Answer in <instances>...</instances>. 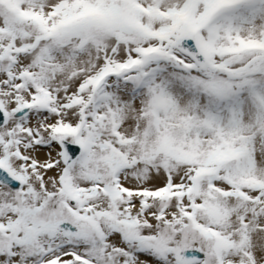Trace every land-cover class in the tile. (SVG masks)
Instances as JSON below:
<instances>
[{"label": "snow or ice", "instance_id": "snow-or-ice-1", "mask_svg": "<svg viewBox=\"0 0 264 264\" xmlns=\"http://www.w3.org/2000/svg\"><path fill=\"white\" fill-rule=\"evenodd\" d=\"M172 2L179 7L184 0ZM241 2L208 4L196 0L195 11L202 17L196 32L176 34L166 41H124L108 26L89 19L68 26L63 39L41 37L35 25L20 18L7 0H0V89L4 90L0 94V264H101L97 248L106 253L105 259L111 257L112 264H129L130 257L132 264H218L217 256L231 264H264V223L260 222L264 219V126L249 123L244 134L212 128L208 120L188 115L178 101L168 98L169 107L158 114L167 117L175 111L185 115L192 121L186 135L198 136L201 147L207 148L220 134L241 136L244 154L215 165L211 174L201 176L198 165L163 153L143 158L138 143L122 144L116 135H135L139 140L142 134H154L148 113L152 102L165 96L160 85L153 82L142 106L132 112L105 91L109 74L127 80V71L109 72L95 90L90 84L82 88L86 78L95 76L106 63L129 61L144 66L161 59L184 67H192L196 61L206 66L210 75L219 72L238 78L236 89L252 84L245 74L264 75V52L232 48L235 41L264 39V20L258 32L249 27L242 34L229 18ZM58 4L59 0H47L46 4L43 0H23L19 7L47 14ZM206 43L214 51H209ZM151 46H160L163 54L144 55L143 49ZM257 56L262 61L259 67ZM24 73H33L34 78ZM133 79L138 81L139 77ZM38 86L51 94L48 105L33 103ZM205 87L225 95L232 91L233 82L229 79ZM73 97L81 98L82 103H72ZM109 118L117 121L115 131ZM60 125L79 131L62 135L56 131ZM109 145L125 153V162L107 165L104 157ZM242 170L253 171L262 182L260 187L241 188L248 200L230 194L233 185L229 179ZM65 178L83 190L79 199L64 192ZM210 185L223 190V196L217 194L218 203L229 210L225 223L208 225L223 229L232 241L218 253L211 240L191 230L184 214L202 203ZM194 186H198V194L192 191ZM113 187L119 191L118 197L112 195ZM163 189L172 195L145 196ZM84 217L94 219L95 226ZM195 218L208 223L200 211ZM110 228L133 236L131 245L125 241L123 248L109 246L108 237L117 239ZM145 237L150 239L144 241ZM157 240H163L165 246L156 258L150 247L137 249L138 243L152 245Z\"/></svg>", "mask_w": 264, "mask_h": 264}, {"label": "bare ground", "instance_id": "bare-ground-1", "mask_svg": "<svg viewBox=\"0 0 264 264\" xmlns=\"http://www.w3.org/2000/svg\"><path fill=\"white\" fill-rule=\"evenodd\" d=\"M126 1V0H125ZM211 1V0H209ZM23 0H7V3H13L11 5L12 8L17 7L19 11V17L29 21L32 25H35L36 28L39 30L40 36L41 37H58L61 35L62 39L65 38L66 36V29L68 26L73 25L75 23L72 19V13L78 12L77 15L80 17L82 15V10H85L89 12L90 14H96L98 16L97 22H100L106 26H108L110 29H115L114 23L111 24V21L116 17V15L120 12V9L117 8L115 5L116 2H119L118 0H59V4L56 5L51 12H48L45 14L43 11H38L34 10L31 7H24L21 8L19 7V4L22 3ZM43 2L46 4L47 0H43ZM121 2V1H120ZM130 2H135V4H147L146 7L150 9V12L147 16L143 18V30L147 29L150 30L151 28L154 29H161L162 27H165L166 25L164 22V19L162 17H159L155 14V8L157 9H163L167 10L168 16H175L176 11L179 9H183V6L177 7L175 3L172 2V0H153L152 3H148V0H142V2H138V0H129ZM187 0L184 2L186 3ZM248 2V1H247ZM246 2V3H247ZM246 3L242 2L240 6H245ZM134 5V4H133ZM157 5V6H156ZM75 7H82L80 10H76L75 12H72V8L74 9ZM241 8V7H240ZM188 9V8H187ZM187 9L185 11H181L182 14L185 15L187 12ZM109 10V11H106ZM189 10V9H188ZM87 12L85 13L84 16L88 17ZM198 14L194 11L189 12V18H193L194 16H197ZM52 17H56V19H52ZM229 18L231 19V22L234 26H239L242 30V34L246 33V30L249 27H253L256 29V31H259V26L264 20V1L262 0L259 2V4L248 11H237V13L234 16L229 15ZM75 20V19H74ZM81 21V20H80ZM158 22L159 27H154V23ZM243 41H251V42H262L264 43V39H245ZM242 41V42H243ZM27 46V45H26ZM43 63L47 64V61H44ZM111 66V64H105V67L103 70L106 69L107 66ZM113 66V65H112ZM131 70V69H130ZM132 71V70H131ZM125 72V71H124ZM200 72V71H199ZM30 74V79L34 78L33 73ZM100 74V73H99ZM103 74V73H102ZM134 74H129L128 76H132ZM99 77V76H98ZM182 77L179 74V71H174L172 68H165L162 67L159 69V73L157 76V79L154 81L155 84L160 85V87L164 91V100H166L161 107L155 109V113L151 114V111L153 108L150 109L148 115L150 114L151 118L152 116L155 118L156 122L154 125V134H142L141 138L137 140V137L135 135L131 136L130 138H125L123 137L120 133H116L118 138L120 139V142L122 144H132V143H138L139 145V151L142 154L143 158H149L153 156V151L154 149L157 148L159 143L156 142L157 136L159 138H165L166 136H174L173 133L174 131L177 130L178 127H174L176 125V121L179 120L180 118H184L185 115H181L178 112L175 111H170L168 113L167 117L161 116L158 114V110H162L166 107H169L168 105V98H171L174 102L178 101L179 106L185 110V112L188 113H193L194 116L199 119V120H204L206 115H211L214 109L218 108V105H215L213 103V98L210 94H206L208 96H211L210 98L206 97L205 94L198 93L199 90L202 88V84L198 83L197 86H195L194 91L197 93L196 97L191 98L190 96H185L184 93L185 90H187L186 87H188V92L191 94V87L188 85H184L182 82ZM108 80L106 82L107 89H105L106 92L108 93H113L114 98L118 101L121 102V106L124 107L126 110L129 112H132L133 109L139 110V108L142 106L144 97L147 95V90L149 87L152 86L149 83L143 87L137 93L136 95L132 94L133 92V84L132 85H127L125 84V80L123 78H120L116 74H109V77L107 78ZM86 85V82L82 84V88ZM2 89H0V94H3ZM131 92V93H130ZM187 92V94H188ZM134 93V92H133ZM258 96L262 98V103L264 104V90H259ZM79 97H73L72 103H79L80 99H77ZM189 98V99H186ZM52 100L51 94L48 92L47 88L40 87L38 86V94L34 96L33 98V103L40 104L44 103L45 105L49 104V102ZM208 100V101H207ZM1 107L3 108V104L0 103ZM225 105L221 106L220 108L224 107ZM255 108H258V105L253 102V100L249 99L248 96L242 97L241 100L237 104H230L228 109L222 110L221 113H219L220 109L218 111V116H219V123L222 125H218L219 128L228 131V130H237L241 131L250 123V115L252 111H255ZM260 108V107H259ZM261 115L264 116V107H261ZM228 115H231V117H228ZM214 116V117H218ZM213 117V118H214ZM110 123L113 125V131H115V125L117 121L111 120ZM227 120V121H226ZM216 123V122H215ZM214 124V123H213ZM259 124V122H258ZM264 126V124H263ZM217 126H212V128H216ZM177 133V132H176ZM222 134L218 135L216 140L211 141L213 145L208 146L207 148H214L209 150H206L205 148H202L200 146L198 147V150L195 151L194 155L189 151V149L192 148L190 144L185 145L184 143H181L182 139H175L171 140H162L160 145H165L167 149L174 148V146L177 145L179 149H182V146L188 150L187 153V160L186 162H192V161H197V162H202V166H211L212 164L205 165L204 163L207 161H210L211 157L213 155H210L213 153L216 157V151L218 152V149H220L219 156L222 153L227 154L230 151H233V156L234 158L232 160H237L239 159L243 154L244 151H240L239 149L242 148V144L239 143L241 140V136L239 133L233 134V135H224L223 137L221 136ZM193 141V146L195 144V139L198 140L199 137L193 136L191 137ZM200 141V140H199ZM89 142V141H87ZM198 146V145H197ZM196 146V147H197ZM215 150V148H217ZM110 151L106 154L104 157L105 162L109 167L114 166L115 164L125 162V153H121L118 150L111 149V146L109 145ZM201 149H204L203 151ZM209 151V152H208ZM231 161V160H229ZM204 162V163H203ZM253 173L251 170H242L236 174H234L229 180L230 181H236L239 183H236L237 186H240V183H244L242 179L243 176L245 175H250ZM63 190L66 194L73 195L76 197V199L80 198V193L83 190H78L73 187L71 184L70 180L65 178L64 180V187ZM116 190L117 188H113V196H116ZM237 190H240L238 187H232L230 190V194L235 195V196H240L237 195L239 193L236 192ZM195 191L197 194L199 193V188L198 186L196 187ZM194 192V191H193ZM240 192H242L240 190ZM195 193V192H194ZM148 194H153V193H148ZM223 196V190L217 189L214 185L209 186V191L206 194V198L202 201L201 204L197 206V208H201L200 211L202 213H209L207 215L208 221H214L213 224H223L227 221V217L229 215V210L225 207H223L220 203H218V196ZM248 195L247 193H245ZM88 194L85 193V196ZM249 197V196H248ZM250 199V197L248 198ZM247 199V200H248ZM185 214V213H184ZM187 214V213H186ZM106 216L111 217V213H105ZM87 219V221L95 226V220L92 219L91 217H84ZM212 218V219H211ZM261 223H264V219L260 221ZM202 226H206L207 223H199ZM212 228V227H211ZM210 228V229H211ZM215 230V228H212ZM109 231H115L117 239H113L112 237H108L109 240V246H112L115 244L116 246H120V248L124 247L125 241L128 242L129 246L131 245L132 240H130L131 236L126 234V233H121L119 230L112 229L110 228ZM218 232L217 235V243L218 245L216 246V251L217 253L219 252L220 249H225L229 247L232 243L228 239L227 234L223 229L217 230ZM229 231H233L232 229H229ZM213 234V231L210 232ZM126 234V235H125ZM223 246V247H221ZM141 244H137V249H141ZM100 250L96 249L95 251ZM98 252V251H97ZM106 255V254H105ZM152 255L154 258L157 256L162 255L161 253H158L156 251L152 252ZM219 257V256H218ZM99 260L101 261V264H112L109 263L108 261H112L111 257L108 258V261L104 260L105 256H98ZM132 257L129 258V264H132ZM223 264H231V261H222Z\"/></svg>", "mask_w": 264, "mask_h": 264}, {"label": "rangeland", "instance_id": "rangeland-1", "mask_svg": "<svg viewBox=\"0 0 264 264\" xmlns=\"http://www.w3.org/2000/svg\"><path fill=\"white\" fill-rule=\"evenodd\" d=\"M119 2H116V6L117 8L120 9V12L116 15V17L111 21V24L114 23L115 25V29H113V33L114 35H116L119 39L124 40V41H128V40H132V39H140V38H154L157 40H161V41H166L169 40L170 38H172L174 35L176 34H180V33H184V32H196V30H194L193 24L196 21V19L188 21L187 18H183V16L176 14L175 16H173L174 14H172L171 16H168V12L167 10H165V12H167L166 14L164 13L163 9H157L155 8V14L159 17H162L164 19V22L166 25L165 27H162L161 29H154L151 28L150 30H143V18L145 16H147L150 12V9L146 6H142V4H135V2H130L129 0H118ZM121 1V2H120ZM186 0H184L185 2ZM188 1V0H187ZM248 1V2H247ZM262 0H242V2L246 3L245 6H239L236 9H233L229 15L234 16L237 11L240 10L241 11H248L250 9L255 8L259 2H261ZM264 1V0H263ZM241 2V3H242ZM13 3H10L9 5L11 6ZM134 4V5H133ZM157 6V5H156ZM183 9L188 8L190 10H194L195 11V6H196V0H189L188 3H183L182 4ZM241 7V8H240ZM82 7H75L74 9L72 8V12H75L76 10H80ZM146 8V9H145ZM144 9V10H143ZM180 10V9H179ZM178 10V11H179ZM15 11V9H14ZM109 11V10H106ZM16 12V11H15ZM83 14H85L87 11L82 10L80 11ZM196 12V11H195ZM78 12L72 13V19L75 23L79 22L80 20H84V19H89V20H94V21H98L96 16V12L94 14H90L89 12H87L88 17L86 16H82V17H78L77 15ZM16 14L19 16L18 12H16ZM75 19V20H74ZM201 21V20H200ZM73 23V24H75ZM112 30V29H111ZM58 38L62 39L61 35L58 36ZM256 44H260V45H256ZM206 45V44H205ZM255 45V46H253ZM261 46V47H259ZM158 47V53H154V54H163V49L160 46ZM244 49H257L260 50L262 52H264V45L262 43H255V42H249V41H235L232 50L233 51H242ZM209 51H214V48L209 47ZM153 54V53H152ZM151 55V54H150ZM235 62V61H233ZM255 62H256V66L259 67V65L261 64V58L259 56H257L255 58ZM187 63V62H186ZM107 64H111V65H118V63H116L114 61V63H106ZM192 67H184L183 65H178L175 62H169L167 60H151L147 63V65L144 66H136V64L130 69L128 70H124L125 72L127 71V74L129 75L134 74L132 76H129V79L125 80L122 76H119L120 78H123V80H125V84L127 85H132L133 84V92L132 94L136 95L137 93H139V91L141 89H143L144 86H146L148 83L151 85L153 84V82L157 79L158 73H159V69L162 67L165 68H172L174 71H179L180 76L182 77V82L184 83V85L186 86H190L191 87V94H189L188 92V87L187 90H185L186 93H184L185 96H190L191 98L196 97L197 93L194 91L195 86H197L198 83L202 84V88L199 90L198 93L201 94H205L206 97L210 98L212 96L213 98V103L215 105H218L219 107L216 108L217 110L220 109L219 113H221L222 110H226L228 109L230 104H237L241 98L248 96L249 99L253 100L254 103H256L258 105V108H255V111L251 113V117L250 122H252L251 124L256 126V127H260L263 126L264 124V116L261 115V107H264V104L262 103V98L258 96L259 90H264V75L260 74L259 72H250V73H246L245 74V78L249 79L251 81H253L252 84L249 85H244L242 86L240 89H236L235 87V81L238 79L236 77H228L226 73H215L214 75H210L208 69L204 70V71H198V68L196 67V65L192 62ZM105 67V65H104ZM104 67L101 69V71L99 73H102V70L104 69ZM240 67H247V65H240ZM122 71V72H124ZM98 74V73H97ZM96 74V75H97ZM25 76H27L28 78L30 77L29 73H24ZM96 75L95 76H90L87 77L86 80L84 82H86V85L84 86V88H86L89 84L92 86L93 90H95L97 88V86L99 85L100 81L103 79V77L105 76H101L99 77L98 81L96 80ZM139 77V80L136 81L133 78L135 77ZM145 77H147V79H145ZM144 79V81H143ZM231 80L233 82V88L232 91L225 94V95H220L215 93L214 91L210 90V89H206V85L210 84V83H216L219 84L221 81L224 80ZM97 81V82H96ZM106 81V79H105ZM146 81V83H145ZM108 83V82H107ZM145 83V84H144ZM107 84H105L106 86ZM107 89V86L106 88ZM188 92V94H187ZM131 93V92H130ZM206 94H210L211 96H208ZM189 99V98H186ZM166 100H164L163 97H157L153 102H152V111L151 114L155 113V109L159 108L162 106V104L165 102ZM208 101V100H207ZM82 103V100L80 99V102ZM41 105H45L44 103H41ZM47 105V104H46ZM225 105L224 107L220 108L221 106ZM1 107V105H0ZM260 107V108H259ZM2 108V107H1ZM3 109V108H2ZM214 109V111L212 112L211 115H206L203 116L205 117L204 120H208L210 122L211 125H209V127L212 126H217L218 125H222L219 123V116H218V111ZM153 112V113H152ZM188 115L194 116L193 113H188L186 112ZM156 114V113H155ZM150 115V114H149ZM214 116H218V117H214ZM195 117V116H194ZM214 117V118H213ZM228 117H231V115H228ZM227 121V120H226ZM151 122H152V126L154 127L155 125V118L152 116L151 118ZM216 122V123H215ZM259 122V124H258ZM176 125H174V127H178L177 130H175L173 133L174 136H166L165 138H159L157 136L156 142L159 143V145L157 146L156 149H154L153 154L155 155L157 153H163L165 156H171L172 158L179 160V161H183L186 162L187 160V153L188 150H186L183 146L182 149H179L176 146H174V148H170L167 149L165 147V145H160L162 140H169V142H171V140H177L182 139L181 143H184L185 145L190 144L192 146L191 149H189V151L194 155L195 151L198 150V147L201 144V140L200 138L198 140L195 139V144L193 146V141L191 139V137H188L186 135V132L189 128L192 127V121L189 120L186 116H184V118H180L179 120H177ZM214 123V124H213ZM57 133L62 134V135H76L79 131L78 128H73L69 125H60L56 128ZM177 132V133H176ZM241 134L243 133V130L241 131ZM240 135V134H239ZM222 137L224 136L223 134L221 135ZM198 137V136H197ZM84 143H88V139L86 138H80ZM200 140V141H199ZM198 145V146H197ZM213 145L212 142H209V146ZM197 146V147H196ZM201 147V146H200ZM215 146H213L212 148H214ZM203 148V147H202ZM210 148V147H209ZM209 148H205L206 150H209ZM210 148V149H212ZM217 148H215V150H217ZM202 151L204 149H201ZM240 151H245V147L244 145L242 146L241 149H239ZM209 152V151H208ZM222 152L220 151V149H218V152L216 151V157L213 153H211L210 155H213L210 159V161L207 162H203L205 165L208 164H212L211 166H207L212 168V170L208 173H204L201 176H206L209 175L213 172L214 166L215 165H219L223 162L232 160L234 158V156L232 154H229L231 156H227L225 158H223L222 155L219 156V153ZM222 157V159H221ZM187 163V162H186ZM189 164H196L198 165V168L202 167V162H197V161H190L188 162ZM0 164H3L2 161H0ZM244 181V183H240V186H237L236 181H230L229 182L234 186V187H238L240 190L242 187H260L262 186V182L261 180L258 178L257 175H255L254 173H251L250 175H245L242 177V179ZM197 186H194L192 188V191H194L195 193H197L195 191ZM114 188V187H113ZM240 190H237L236 192L239 193L237 195L240 194L241 199L243 200H247L249 197L248 195H246L244 192H240ZM113 189H112V194H113ZM170 194V190L169 189H163L159 192V194L157 196L161 197V198H166L168 197ZM69 195V194H68ZM73 198H76L73 195H69ZM117 197V196H116ZM198 205H193V212L191 213H185V215L188 216L189 222H190V228L191 230H194L196 232H198L201 236L205 237L206 239H209L213 242V248L214 250L216 249V246L218 245L217 243V231L213 230L211 227H209V224H213L214 221H208V223L206 224V226H202L200 224H197V220H196V214H197V210H201V208H197ZM204 215H208L209 213H203ZM85 219V218H83ZM212 219V218H211ZM87 220V219H86ZM211 228V229H210ZM213 231V234L210 233ZM126 235V234H125ZM187 238V237H186ZM134 237L131 236L130 240L133 241ZM144 241H147L148 237L143 238ZM164 241L163 240H157L156 244H152V245H148V244H143L141 245V247H150L153 249V251H156L158 253H161L160 251V247H164ZM223 247V246H221ZM117 248L119 249L120 246H117ZM100 250H97L99 252V255L104 257L106 256L102 250V248H97ZM224 249V248H223ZM226 249V248H225ZM109 258V257H108ZM107 259H104L106 261H108ZM217 261L218 264H223V262L219 259V257L217 256ZM109 263H112V261H108ZM227 264V263H225Z\"/></svg>", "mask_w": 264, "mask_h": 264}, {"label": "water", "instance_id": "water-1", "mask_svg": "<svg viewBox=\"0 0 264 264\" xmlns=\"http://www.w3.org/2000/svg\"><path fill=\"white\" fill-rule=\"evenodd\" d=\"M62 157H63V154H62Z\"/></svg>", "mask_w": 264, "mask_h": 264}]
</instances>
